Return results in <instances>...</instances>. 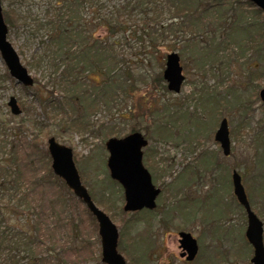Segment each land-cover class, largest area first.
Masks as SVG:
<instances>
[{
    "label": "rangeland",
    "instance_id": "374dc122",
    "mask_svg": "<svg viewBox=\"0 0 264 264\" xmlns=\"http://www.w3.org/2000/svg\"><path fill=\"white\" fill-rule=\"evenodd\" d=\"M1 1L3 10L14 8L22 16L19 30L9 32L8 38L35 80L28 91L15 80L0 86V135L2 117L8 114L7 132L11 129L25 132L23 136L13 134L8 138L9 145L15 142L22 148L19 157L23 164L28 157L34 160L35 169L44 174L39 155L26 143L30 139H25L26 133L33 135V139L40 138V125H35L37 119L47 127L45 149L48 150L47 142L51 137L72 148L84 186L90 194L93 188L97 198L104 196L109 202L110 212L96 205L117 226L118 251L127 264H132L131 259L134 264H186L179 243L182 231L191 233L200 246L198 259L190 264H252L254 249L246 238L248 218L234 194L232 172L236 170L242 176L252 209L264 225V103L260 99V91L264 89V24L255 8L250 7L247 0H238L240 3L175 0L174 3L183 8L181 17L167 12L163 23L169 26L173 22L183 23L188 29L181 33L170 32L167 41L159 40L157 46L141 31L146 23L149 27L155 25L152 11L127 9L133 10L128 34H136L135 38L124 39L123 33H118L106 39L105 29L99 27L94 31V37L105 39L100 42L103 46L112 45L116 40L114 49L119 54V67L128 74L124 76L125 81L131 83L130 75L134 79L133 86L128 84L124 90L127 95L121 93L119 100H111L110 112L100 109L91 116L90 122L98 125L95 132L102 124L108 128L119 126L122 136H115L117 138L129 135L132 126L141 129L149 140V146L144 149V165L152 174L155 186L163 190L157 198L156 209L138 214L124 211V189L110 177L106 149L110 138L90 133L83 137L60 129L58 122L49 119L42 103L34 98L38 90L43 97L52 90L48 86L46 65L38 67L34 60L43 53L42 40H46V33L41 31L35 35L34 29L57 8V0H25L22 5L16 0ZM107 3L108 9H121L127 0H107ZM231 4L246 12L248 22L234 23L237 16ZM92 16L88 9L85 18ZM89 31L93 30L90 28L87 35ZM172 52L179 54L186 77L179 94L170 92L164 80L167 56ZM0 66L6 67L1 60ZM255 72H259L260 78L251 80ZM86 75L91 78H82L84 84L101 85L105 79L102 73ZM12 96L17 98L22 115L11 113L8 102ZM209 98L214 102L209 103ZM35 109L40 115H36ZM223 119L228 120L232 142L229 157L215 140ZM197 123H201L199 128ZM3 158L6 155L1 153L0 162L6 166L8 162ZM207 164L212 166L209 170ZM57 192L48 185L41 193L45 194L46 203L42 219L39 217L41 208L6 209V204L0 203L1 264L38 263L43 259L49 264H98L100 253L102 258L98 222L96 232L83 205L80 216L70 205H62L56 216L50 202L55 201ZM34 194L39 201L42 196ZM38 201L34 203L37 206ZM122 210L129 214L123 240ZM16 211L18 215L14 214ZM39 221L41 230L35 235L34 227ZM4 231L9 236L6 243L1 238ZM25 234L32 238L23 237L17 250L12 243L19 241L10 243V238ZM138 240H144L145 244Z\"/></svg>",
    "mask_w": 264,
    "mask_h": 264
},
{
    "label": "trees",
    "instance_id": "16d2710c",
    "mask_svg": "<svg viewBox=\"0 0 264 264\" xmlns=\"http://www.w3.org/2000/svg\"><path fill=\"white\" fill-rule=\"evenodd\" d=\"M174 1L175 0H127L125 6L121 9L116 7L108 9L107 0H57V8L52 11L51 14L49 12L43 24H38L34 29L35 35H38L41 31L46 33V40H42L43 53L34 59L38 67L46 65L49 73L48 86L52 88L51 91L45 93L44 97L38 92L39 90L34 94V98L42 103L45 115H47L49 119L54 118L55 121L58 122L60 129L81 134L83 137L88 133L93 136L97 134L100 136L102 135L105 139L122 136L119 126L108 128L102 124L99 126V130L95 132V128L98 125L91 124L90 122L91 116L98 110L105 108L110 112L111 100H119V96L122 95L121 93L127 95V92L124 90L129 84L126 83V78L124 77L128 76V74L123 72L119 67V54L114 49V46H117L116 40H114L115 42H113L112 45L103 46L100 42L105 39L99 40L97 37H94V31L99 27L105 29L107 32L106 39L116 37L118 33H123L124 39L128 37L135 38L137 36L136 34H128L131 30V22L133 20L131 14L133 10L127 11V9H139L144 13L152 11L155 15L153 19L155 25L149 27L146 23V25L141 28V31L143 35L153 40V44L157 46V41L161 40L163 43L166 42L171 36V33H181L188 29L185 28V24L183 23L178 25L173 22L170 26L163 23L165 13L167 12L172 16L177 15L181 17L183 8H181L182 6L180 5H176ZM233 1L240 3L238 0ZM24 2L25 0H16V3L19 5L24 4ZM236 4H231V10H234L237 16L234 23L237 24L240 21L248 22L246 12L239 10V8H234ZM247 4L255 8L260 21L264 24V12L250 0H247ZM159 7L162 9H159ZM88 9L93 13V16L89 19L85 18V13ZM4 16L9 27V32L19 30L22 16L17 9L10 8L4 10ZM89 27L93 31H89L87 35L86 32L90 29ZM28 65L33 66L32 63H28ZM86 73H102L105 79H103L101 85H99V83L96 85L95 83L88 82L84 84L82 83V78L87 80L91 78V76H88L89 74L86 75ZM129 78L131 81L129 86L131 87L133 86L132 80L134 77L130 75ZM250 78L251 80L260 78L259 72L253 73ZM13 82L14 80L11 78L7 68H2L0 66V86ZM24 89L28 91L29 88ZM209 99L211 100H209V103L214 102L212 98ZM203 107L205 108L206 106ZM34 111L36 115H40L37 109ZM8 117V114L4 115L2 117L4 121L3 127L1 124L2 132L0 136H3V138L0 139V154L4 153V155H6V158L3 159L8 163L5 166L0 162V203H5L7 206L6 209H11V207L18 209L21 206H26L28 209L32 207L33 210H39V208H41L39 217L42 219L45 213L46 203L44 204L45 194L41 195V193H43L49 185L55 187V191L58 190L57 198H55L54 195L55 201L52 199L50 202L51 211H54L56 216H59L58 214L60 213L58 211L62 208V205L72 206L76 210L77 216H80L81 212L79 210H81L80 207L83 205L84 211L87 213L97 232V221L88 207L82 200L75 196L66 183L61 178L57 177L52 170V159L48 150L44 147L46 146L44 143V135L47 128L43 126L44 123L39 122L37 119L35 120V125H40L38 134L40 138L37 137L33 139V135H28V133H26L27 137L25 138L30 139V141L26 143L33 151L37 152L40 157L39 163L43 165L45 170L43 171L44 174H41L38 169H35L34 166L36 164L34 160L31 161L30 158L26 157V163L23 164L21 157H19L22 148L17 143L8 144V138L13 134L17 137L19 135L23 136V133H25L19 131L20 129L15 132V129H11L10 133H8L6 128L9 122L6 120ZM23 122H20V125L23 124ZM200 124L201 123L196 124L198 128ZM135 131L140 132L141 129L132 126L131 133ZM49 135H51V133ZM4 137H6V139ZM35 152L34 155L36 156ZM210 167L212 166L207 164L206 169L209 170ZM112 183L115 182L112 181ZM92 191L93 188L91 190V196L96 204L110 212L111 208L107 199L104 196L97 198ZM34 193H39V195L42 196L39 201ZM37 201L39 206L34 204ZM122 212L123 215L120 224L122 229L121 239L123 240V234L129 224V220L127 219L129 214L124 213L123 210ZM140 213L141 212L138 214ZM14 214L18 215L19 213L16 211ZM41 223L42 222L39 221V223L37 222L35 224V235L41 230ZM25 236L28 239L32 238V235L28 236L25 234L20 238H10V243L14 240H18L19 242L12 243L18 250V246H20V242L23 241L22 239ZM1 238L3 243L9 241L7 231L1 232ZM137 242L145 244L144 240H138ZM61 247L64 248V245ZM99 249L101 251V248ZM130 262L132 264L135 263L133 259H131ZM27 264L49 263L47 260L43 259L38 263L36 261L31 263L28 261ZM98 264H104L102 262L101 253Z\"/></svg>",
    "mask_w": 264,
    "mask_h": 264
},
{
    "label": "water",
    "instance_id": "95a60500",
    "mask_svg": "<svg viewBox=\"0 0 264 264\" xmlns=\"http://www.w3.org/2000/svg\"><path fill=\"white\" fill-rule=\"evenodd\" d=\"M264 12V0H250ZM9 27L6 23L2 1L0 0V60L6 66L11 78L24 88L35 85L27 67L22 63L20 55L9 41ZM181 59L178 53L172 52L167 56L164 79L168 83L170 92L179 94L185 80ZM264 103V89L260 92ZM8 106L15 116L23 114V110L16 97L9 99ZM216 141L221 145L225 156L231 154V138L229 123L223 119L216 133ZM48 152L52 159V170L61 178L75 196L82 200L95 217L99 225L101 239L102 262L104 264H127L123 255L118 251L120 233L112 219L101 210L84 186L74 160L72 148L57 142L55 137L48 139ZM148 145V140L140 132H133L124 138L112 137L106 142L109 153L107 166L110 177L118 182L124 189V211L128 213L142 210H154L157 207V198L162 190L157 188L152 180V175L143 163L142 149ZM234 194L245 209L248 218L246 238L254 249L252 264H264V225L258 215L253 211L248 199L242 176L236 170L232 174ZM180 247L182 258L193 262L198 254L197 240L191 233L181 232Z\"/></svg>",
    "mask_w": 264,
    "mask_h": 264
},
{
    "label": "flooded vegetation",
    "instance_id": "af4514ba",
    "mask_svg": "<svg viewBox=\"0 0 264 264\" xmlns=\"http://www.w3.org/2000/svg\"><path fill=\"white\" fill-rule=\"evenodd\" d=\"M180 63H181V61H180ZM182 66V65H181ZM182 68H183V66H182ZM183 75H184V72H183ZM184 77H185V75H184ZM165 80V79H164ZM185 80H186V77H185ZM185 80H184V82H185ZM166 81V80H165ZM184 82H183V84H184ZM183 84H182V86H183ZM181 90H182V88H181ZM181 92V91H180ZM261 92V91H260ZM261 99V98H260ZM222 122V121H221ZM221 124V123H220ZM219 129V128H218ZM218 131V130H217ZM135 132H139V131H135ZM133 133V132H132ZM141 133V132H140ZM217 133V132H216ZM131 134V133H130ZM143 134V133H142ZM144 135V134H143ZM128 136V135H127ZM145 136V135H144ZM126 137V136H125ZM122 138H124V137H122ZM145 138L147 139V137L145 136ZM148 140V139H147ZM215 140H216V134H215ZM217 142V141H216ZM149 146V140H148V145L146 146V147H144L143 149H142V151H143V154H144V149L145 148H147ZM221 146V145H220ZM224 152V151H223ZM225 155V154H224ZM226 157H229V156H226ZM143 163H144V155H143ZM145 166V165H144ZM147 169V168H146ZM148 170V169H147ZM149 171V170H148ZM233 173V172H232ZM151 174V173H150ZM152 175V174H151ZM112 179V178H111ZM113 180V179H112ZM152 180H153V177H152ZM153 183H154V180H153ZM155 185V184H154ZM162 192H163V190H162ZM162 192H161V194H162ZM160 194V195H161ZM91 195V194H90ZM93 199V198H92ZM143 211H150V210H142V211H139V212H143ZM153 211V210H152ZM139 212H133V213H139ZM182 232H184V231H182ZM181 233V232H180ZM189 233V232H188ZM195 238V237H194ZM196 239V238H195ZM197 240V239H196ZM179 241H180V239H179ZM180 243V242H179ZM197 244H198V240H197ZM182 250V249H181ZM199 252H200V246H199V244H198V254H197V256H196V258H195V260L194 261H196L197 259H198V256H199ZM183 261H185V263L186 264H190V263H192V262H188L187 260H186V258H184L183 259ZM193 261V262H194Z\"/></svg>",
    "mask_w": 264,
    "mask_h": 264
}]
</instances>
